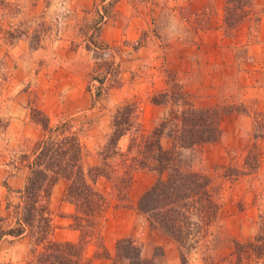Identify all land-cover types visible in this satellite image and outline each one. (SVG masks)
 <instances>
[{"label":"rangeland","instance_id":"obj_1","mask_svg":"<svg viewBox=\"0 0 264 264\" xmlns=\"http://www.w3.org/2000/svg\"><path fill=\"white\" fill-rule=\"evenodd\" d=\"M188 2L0 0V215H7L4 182L17 191L27 177L21 169L8 178L5 164L43 134L30 119L31 109H41L52 125L69 122L80 131L86 164L93 167L100 163L98 153L113 131L118 108L135 104L142 129L151 133L171 111H181L172 103L156 106L151 98L178 85L196 108L222 104L237 110L221 122L218 142L180 149L184 167L211 177L221 214L206 234L181 248L137 210L139 198L158 178L139 170L128 206L117 207L114 200L107 208L102 241L114 255L118 240L134 238L159 264H179L182 253L187 264H257L239 251L264 230V35H258L264 10H256L254 0L251 17L231 31L224 22L226 0H210L201 9ZM243 24L247 32L241 34ZM255 134L262 136L257 139L262 158L256 163L250 153H258ZM127 143L123 139L120 148ZM161 144L170 150L174 140L165 134ZM66 186L60 181L50 199L53 239L78 242L76 207L65 198ZM109 187L106 179L97 183L100 192ZM10 199L17 202L15 192ZM61 202L70 203L73 212ZM5 240L0 263L29 264L30 242ZM97 245L89 246L92 264H112L94 257Z\"/></svg>","mask_w":264,"mask_h":264},{"label":"trees","instance_id":"obj_2","mask_svg":"<svg viewBox=\"0 0 264 264\" xmlns=\"http://www.w3.org/2000/svg\"><path fill=\"white\" fill-rule=\"evenodd\" d=\"M253 3L254 0H226V27L236 31L251 15ZM191 101L178 85L153 95L152 104L167 106L172 103L181 111H171L151 133L142 129L135 104L118 108L113 117V131L98 153L100 163L93 167L86 164L80 131H74L69 122L52 125L50 117L41 109H31L30 119L43 129V134L31 141L32 145L25 147L21 155L5 164L11 170L8 178L15 177L21 169L27 172V177L24 187L17 191L12 190L8 180L4 182L8 190L7 215H0V243L5 239L11 243L27 239L32 248L29 264H92L94 258L89 256L88 250L94 241L98 244L95 258L108 259L112 264H159L156 255L148 258L143 254L142 245L134 238L118 240L115 254L111 255L101 237L107 208L114 200L119 202L117 207L128 206L129 187L139 170L158 175L156 182L137 202V210L148 217L151 227L173 238L181 248L191 239L198 240V236L206 234L216 222L222 208L212 190L211 177L193 171L191 166L184 167L181 150L218 142L222 137L221 122L237 110L222 104L196 108ZM165 134L174 140L170 150L161 144ZM261 137L254 135L256 143L253 146L258 152L255 155L250 152L254 163L262 158L257 145ZM125 138L128 139L127 147L121 149L120 142ZM3 165L0 161V170ZM100 179L108 180V193L98 190ZM60 181L67 185L65 198L76 207L73 221L80 232L78 242L53 239L50 199ZM12 192L17 195L16 203L10 199ZM243 252L248 260L264 264V230L240 247L239 255ZM180 261L179 264H187L184 253Z\"/></svg>","mask_w":264,"mask_h":264},{"label":"crops","instance_id":"obj_3","mask_svg":"<svg viewBox=\"0 0 264 264\" xmlns=\"http://www.w3.org/2000/svg\"><path fill=\"white\" fill-rule=\"evenodd\" d=\"M209 2H210V0H189L188 3H189V5H192L197 9H201V8L207 7ZM255 4H256V10H264V0H255ZM258 17L260 18V22H259L260 28H259L258 35L261 37L264 35V14H262L261 16H258ZM239 31L242 32L241 34H244L245 32H247V26L245 24H243V26L240 27ZM242 37H243V35H242ZM55 204H56V202L54 200L52 202L51 207H53V205H55ZM61 204H62V207L67 208L66 212L68 214L73 212V208H72V205L70 203L61 202ZM67 220H68V222L70 221L69 219H67ZM23 240H25V239H21L19 241H23ZM0 244H2V242Z\"/></svg>","mask_w":264,"mask_h":264}]
</instances>
